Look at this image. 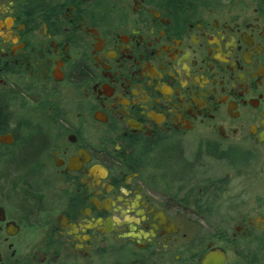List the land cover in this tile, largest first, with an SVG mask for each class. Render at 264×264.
I'll return each mask as SVG.
<instances>
[{
	"label": "flooded vegetation",
	"instance_id": "1",
	"mask_svg": "<svg viewBox=\"0 0 264 264\" xmlns=\"http://www.w3.org/2000/svg\"><path fill=\"white\" fill-rule=\"evenodd\" d=\"M263 197L264 0H0V264H264Z\"/></svg>",
	"mask_w": 264,
	"mask_h": 264
},
{
	"label": "rangeland",
	"instance_id": "2",
	"mask_svg": "<svg viewBox=\"0 0 264 264\" xmlns=\"http://www.w3.org/2000/svg\"><path fill=\"white\" fill-rule=\"evenodd\" d=\"M264 198V197H263ZM220 217L216 216V217H208L207 221L202 222L201 224V230L203 232L204 235H208L210 233H217L219 232L221 229H226L229 230L231 232L234 231L235 228V223H228L227 225L222 224L220 221ZM208 241V240H207Z\"/></svg>",
	"mask_w": 264,
	"mask_h": 264
},
{
	"label": "water",
	"instance_id": "3",
	"mask_svg": "<svg viewBox=\"0 0 264 264\" xmlns=\"http://www.w3.org/2000/svg\"><path fill=\"white\" fill-rule=\"evenodd\" d=\"M225 260V251L220 247H215L209 250L202 264H223Z\"/></svg>",
	"mask_w": 264,
	"mask_h": 264
},
{
	"label": "trees",
	"instance_id": "4",
	"mask_svg": "<svg viewBox=\"0 0 264 264\" xmlns=\"http://www.w3.org/2000/svg\"><path fill=\"white\" fill-rule=\"evenodd\" d=\"M28 150H29V148H28ZM18 156L21 157V159H20L21 161L18 160L17 163H16L17 165H19L21 167H28L32 163V160L31 161L28 160V157L30 156L29 154L22 153V154H18Z\"/></svg>",
	"mask_w": 264,
	"mask_h": 264
}]
</instances>
